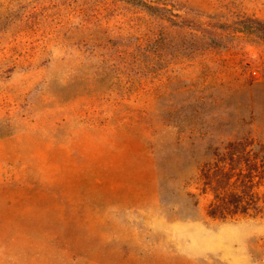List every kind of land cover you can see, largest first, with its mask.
I'll list each match as a JSON object with an SVG mask.
<instances>
[{"label": "rangeland", "instance_id": "rangeland-1", "mask_svg": "<svg viewBox=\"0 0 264 264\" xmlns=\"http://www.w3.org/2000/svg\"><path fill=\"white\" fill-rule=\"evenodd\" d=\"M253 77L264 0H0V264H264V217L161 194L173 88Z\"/></svg>", "mask_w": 264, "mask_h": 264}, {"label": "trees", "instance_id": "trees-1", "mask_svg": "<svg viewBox=\"0 0 264 264\" xmlns=\"http://www.w3.org/2000/svg\"><path fill=\"white\" fill-rule=\"evenodd\" d=\"M182 88L172 92L184 95L182 102L164 106L161 112L173 128V157L182 158L184 169L162 184L169 213L174 201L182 205L180 213L198 209L201 197L208 194L206 213L211 218L264 217V122L257 111L264 81L253 77L203 89ZM193 184L197 192L188 190ZM176 190L179 197L174 196Z\"/></svg>", "mask_w": 264, "mask_h": 264}, {"label": "crops", "instance_id": "crops-1", "mask_svg": "<svg viewBox=\"0 0 264 264\" xmlns=\"http://www.w3.org/2000/svg\"><path fill=\"white\" fill-rule=\"evenodd\" d=\"M114 244H115V247H116L115 250L120 251V248H118L119 247V243L115 242ZM99 258H101L104 262H106L108 264H114L117 261L116 258L115 259H111V257H99Z\"/></svg>", "mask_w": 264, "mask_h": 264}]
</instances>
